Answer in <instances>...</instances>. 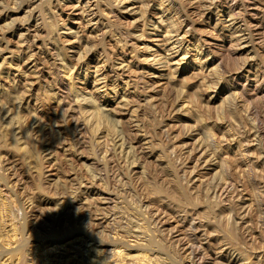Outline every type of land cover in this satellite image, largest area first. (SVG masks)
<instances>
[{
	"label": "rangeland",
	"instance_id": "rangeland-1",
	"mask_svg": "<svg viewBox=\"0 0 264 264\" xmlns=\"http://www.w3.org/2000/svg\"><path fill=\"white\" fill-rule=\"evenodd\" d=\"M58 1L63 6L67 4L65 6L67 8L65 7L63 8V10H66L64 15V18H66L67 14L70 13L71 10V8L69 9L68 6L75 3L76 0H58ZM88 1H90L91 4H95L97 0H88ZM194 1L167 0L166 2L170 3L169 4L170 8L168 7L169 10L163 13V15L160 12L161 11L160 5L157 4L154 11L156 13L152 12L147 21L149 23L151 19L156 21L159 15H162V17L166 20L162 22L158 28L155 29L154 25L151 24L143 26V21L140 17L141 9L138 8L140 4L139 0H130L128 2L129 9L126 8L121 12L115 11V13L117 14L116 17L115 15L112 17V19L115 20V21L113 20L114 23L112 24V28L115 31L119 30V32L121 31V29L124 30L125 28H129L133 32H135L136 35L138 34V39H132V41L136 40L135 42L137 43V54L141 55L142 51H140L138 47H142L144 44L147 43L155 46L154 48H156L155 42H157L158 39L162 38L163 34L165 33L164 31L168 28L170 22L169 17H171V15L175 16L176 12L182 15L183 14L182 10H186L187 12V10H190L191 6L195 4L196 5L200 4L199 0H194ZM254 1L255 0H238V1L221 0L220 4L216 3L215 6H213L211 9L213 10L212 11L213 14H212V21L209 22V25H206L207 22L199 18L200 15L196 13L188 12L190 17L192 16L191 18L195 19L196 22L198 23L195 27V31H193L189 37L196 36V38L201 37L207 39L211 43L212 50H215V52H213L207 60L206 70L200 72L199 69H201L202 62H204V59L207 57V55L202 54L199 56H194L193 53L192 55L186 57V59L182 60L179 64H173L179 70L177 72L178 73L177 78L174 80L170 81L168 77L165 76L163 77L146 76V79L148 80L150 79L151 85H149V88L146 89L147 92L144 91L142 93L143 95L141 96L139 103L137 102L134 104L133 109H135L136 112H134L131 115L132 112L130 113V111H127L128 112L127 113L124 108L125 106L123 107V105H121L122 103H120V97L116 98L115 91L109 89L108 94L105 95L104 94L105 91L103 90L98 91L94 88V84H93V79L95 78L94 67H90L86 72V68L84 66L82 70L77 71V74H74L72 78L69 77L70 74L69 71L63 70L62 68L63 63L69 61L70 63L75 64V62L77 61L76 59L79 57V55H84L85 53H87V59H90L91 63L93 62L92 64H95V61L98 58L100 60L102 59L101 55H99L101 54L100 52L101 47L96 48L94 50L93 48H91L92 50L91 49L84 50L85 48L83 49V47H79L76 42L72 41L75 39L76 30L79 31V29L77 28L78 16L72 15V19L66 20L67 23L66 27L61 30L62 40L66 39L68 41L65 40V41L57 42L53 40L56 38V36L55 37L53 36V29L55 25L53 24L52 10L55 9L54 7H52L53 5L51 4V2H55V0H16V2H14L13 0H0V8H1L0 10H2L3 8H5V10H11L10 11L11 15H9L8 19H0V49H1L0 50V82L6 87V88L0 87V101H1L0 107H2L1 106L2 104L3 106L8 105L6 108L12 109V112H10L7 115L6 119L4 118V115L3 117L1 116L2 118L5 119V121L0 117V162L5 161V159H6L5 162L7 163L9 162L8 164L3 165L2 166L3 168L0 166V211H1L0 212V218H1L0 219L1 221L0 222L1 224L0 225V264H11V263L12 264H33V263L48 264V261L46 260V255L47 253L48 255L50 253H53L52 249L50 248L54 247L55 249L56 247H58L57 251H61V250L63 251L62 246H60L59 248V245L68 243L69 241L75 239L78 235H79L78 237H80L89 234V233L84 234V231L87 230V228L84 227L86 225L84 221H87L88 217L94 216V213L92 212L96 210L95 207L97 206V203L101 204V206L103 207L104 206L107 207L109 210L107 211L103 210V213L106 212L107 214L112 215L114 218L113 219L114 225L112 226L113 231L110 229L112 232L111 234L116 235V233H118L117 231L120 230L121 231V233H119L120 236L122 234H123L122 236L125 235L124 238L126 240H129L131 244L136 245L135 249L129 248L127 250V253L126 250L124 249L125 251L120 253L121 255L123 253L124 255V256L122 255L123 257L119 256V254L112 256L110 255V253L108 254L105 253L104 255V252H102V254L104 255L103 259L101 258L102 259L101 261H103L102 264H110V263L112 264H142V263L143 264H147V263L148 264H156V263L186 264V262L182 260L183 257L177 255L179 253L176 250H174L175 249L174 246H171V244L167 241V237H168L167 235L168 232L166 233L167 230L164 231L163 229L162 230L157 229L151 217H153V215L156 213L158 209L160 210L163 209L164 212L167 214V216L171 217L172 215H174L172 213V210H176V208L182 209L184 208V206L185 207L187 206L189 210H192V213L194 212L192 214L193 218L195 217L194 220L200 224L201 231L199 229V233L200 234L204 233L202 235L203 238L202 242L206 241L205 240L206 237L207 238L210 237V234L208 233L212 228V227L210 228V224H209V219L211 217V211H212V206H211L212 203L209 202L206 193L204 192L203 188H200L198 182L194 184L190 183V186L188 185L187 187L185 180H183V178H181L180 175H178L179 173L177 166V157H175L176 154H174L175 153L174 149L177 148L179 149L180 147H183L185 144H188V146L186 145L187 147L192 146L195 143L194 142L195 139L199 138V135L200 138L202 137L204 139V141L209 142L208 131L211 125V124L210 125L207 124L209 123V121L215 122L220 120V118H222V120H225V118L226 120H230L233 117V115L235 117L236 114L238 115V116L236 115L235 117L236 119H240V118L242 119L244 117L243 115L246 116L247 110H249V108L261 107L264 99V80H263L264 79V44L259 43L258 45L257 43L255 44V47L248 45V47H245V50H242L241 52H239V54L238 53L236 54L234 53L235 52L234 48L229 47L230 43L226 41V39L230 38L231 32L223 29L222 31L220 30L219 27L217 28L213 27L214 21L217 16L227 19L228 13L226 10H229L228 9L229 5H237V7H235L234 10H238V11L242 10V12L246 10L243 13H245L246 18L248 19L249 13L250 14L254 13V5H253ZM259 1L260 3L264 2V0H259ZM98 2H97L98 3L97 10H107L110 4H114V0L113 2L111 0L109 1L98 0ZM109 2L111 3L109 4ZM145 2H147V0H145ZM186 5L188 6L190 5V6L188 7ZM110 9L113 10L114 5H111L108 10ZM25 18L30 19L29 22L28 19L25 20ZM56 21L58 23L59 22L61 23V21H58L57 19ZM29 26H32L30 32H32L33 34H35L34 28L36 26L37 28H39L38 29L39 33L36 34L37 36L35 41L36 43L34 45L35 47L34 49L35 51H37L38 55L41 52V50L44 49L45 47L43 42L45 43L47 42L46 47H51V49L49 48L51 52H56V54L54 55V59L52 58L50 60L51 62L54 61V64L39 65L42 68V72L44 76H42L41 79L38 80L40 85L38 84V81H35L37 83L34 84L33 86L34 88L32 89V92H30L29 94L32 98L31 104L33 107L32 111L31 112L29 111L30 113H28V110L26 109V104L23 105V107L20 109H17L16 106H14L15 108L12 106L15 103L14 101L16 100L14 99L15 94L11 89L12 88L11 86L14 83L13 82L15 78L14 75L15 74L18 75V77L16 78L20 79V75H22L24 72L21 69L19 70L17 65H15L18 62L15 58L18 55L16 49L18 47L17 45L19 44L18 42H20L19 40L20 29L23 30L25 27H29ZM70 26L73 27V31L69 29ZM100 30L101 27H99V29L95 32L94 31H91L90 33L88 32L92 36L94 35L92 39L93 41L94 40L96 41L97 38L95 37V35L98 33L100 34L101 32ZM262 31L264 33V29H262ZM114 42H115L114 37L107 36L105 40L106 48H111L113 46H116L114 45L115 44ZM61 46H65V48L67 49L65 50V54L63 49H61L62 48ZM55 47L57 49H55ZM58 48H60L61 50ZM154 48L151 51H154ZM13 49L15 51H13ZM146 53L150 54L149 52ZM254 55L256 56L254 57ZM127 57L129 60L133 61L132 63L133 66L137 65L138 60L135 57H133V59L131 58L132 53H128ZM3 58H5L6 60H4ZM39 58L43 60V56L41 57L39 55ZM150 61L152 62V59ZM209 61L211 62L210 64ZM151 62L147 64L148 65L153 64ZM204 63L206 65V62ZM10 64L12 67L10 66ZM154 65L156 67L158 66V63H154ZM23 69L25 70V68ZM232 70L243 71V76H241L240 78H234L233 73L235 72ZM8 72L10 74L9 76L6 75ZM209 74H212V76ZM206 76L208 78H206L205 80L204 77ZM53 79H56L57 80L56 82L60 81V85L62 87L61 90L59 91L60 94L57 97H52V94L48 93L47 85H49V83H52ZM209 82L211 83L213 82L215 88L211 87L210 88L211 90H209V86L211 85ZM111 83H113V81H111ZM256 84L257 85L260 84V85L257 86ZM120 87L121 88H119V91L122 92L126 87V85L121 82ZM109 88H111V86H109ZM255 90H258L257 91L258 93L254 94L253 91ZM213 91H218V98L216 100V103L211 108L208 109L202 107V103H201L202 98L203 100L208 99L213 94ZM243 91L244 94H240V95L238 94V93H243ZM4 94L5 96H3ZM11 94H13L12 95L13 97L10 96ZM242 95L244 99L245 98L246 99L245 101L239 103V106H237L235 99L236 97ZM224 97L226 98V100L224 99ZM173 99L177 100L180 103L178 107L179 109L177 108L174 112L169 113L167 109H169V106L171 105L170 102L171 103L175 102L173 101ZM34 100L36 103L34 102ZM59 100L61 102V106L58 107L57 104L59 103ZM98 101L100 102V104H102L100 106L101 108L102 106H104L103 108L104 110L98 108L99 106L98 104H96V102ZM75 103L78 104V107L77 104ZM186 103H188L187 104L188 106L182 107ZM79 104L80 105L83 104V105L80 106ZM70 105L75 109L74 112L73 109H69ZM65 108H67L66 111L64 110ZM97 109H100L99 111L101 113H99V111L98 113H96ZM88 111L93 113V115L95 114V116L93 115L90 116L91 113L88 114ZM234 111L236 112V114H234L235 113ZM66 112H68L71 116L73 115L75 116L72 117L74 121L75 119H80L82 126L85 127L82 129L80 134L78 133L79 135L78 134L76 135L80 137V139H82L81 141L78 137L73 135L76 133V129L74 128V126L72 128V126L70 127L64 124L65 122H62L64 120L63 118L64 115L65 114L68 115V113ZM203 112L207 115H204ZM10 114L12 116H10ZM199 114H202V117H200V119L203 118L202 122L201 120H198L200 116ZM59 115L61 116V118ZM84 115L87 117H85ZM227 116H232V117H227ZM36 117L42 120L41 121L43 125L41 129L42 132L41 130L38 131L37 129L33 130L31 128L30 119L35 120ZM95 117H99L100 119L99 118L95 119ZM88 118L91 119L92 121L90 122L87 121L86 119ZM84 120L86 122H89L88 127L87 125L84 124L85 123ZM242 120H244V118ZM96 122H99L97 123L98 125L95 124ZM60 123L64 125L61 126ZM135 123L139 126L137 129L138 130L140 129L141 131L135 130L136 128L133 127ZM94 127H96L97 129ZM99 128L103 130V133H100ZM20 129L22 131H20ZM129 129L133 130V135L137 137L138 134L139 136L141 135L139 137L140 147L141 148L144 147V148H142L143 152L139 153V155L140 154L142 155L139 156L141 157L140 165L136 166V169H134L135 171L133 170L132 172L129 173V171H125V168H123L124 166L121 167L119 165V163L122 165V162H119L117 165V170L118 167L120 166L119 168L122 171L119 169L118 172L120 171L119 173L120 175L122 173L123 178L122 180H118V179L110 180V178L106 175L107 174L106 171L105 173L104 170L99 171L98 169L99 172L97 171V164H96L97 152H95L97 151V149H99V147L96 145L97 141L99 142L101 141V143L104 141L102 144L103 145L106 144L107 147H110L109 145L112 144L111 138L113 139V136L115 137V135L118 132H122L125 136L129 135V133L130 134L132 133L129 131ZM13 131L16 132L18 131L19 133L22 132L21 133L22 135L25 132L26 137L25 135L22 136L18 132L15 133ZM62 131H64V133ZM61 134L64 136H62ZM167 137H169L168 138L169 140H167ZM76 139L77 140L79 139V141H76ZM145 139L146 141H144ZM17 141L20 143H18ZM170 142H172V144H169ZM261 142H262L261 146L264 147V138L262 139ZM80 144L82 147H80ZM100 144L98 145L100 146ZM15 145H17L16 149H15ZM22 145L23 146L25 145L24 146L25 149ZM43 145L45 147H43ZM47 147H50L55 154L53 156L54 158L51 161L48 158L46 161V158H44L46 156L42 153L45 152L44 148ZM39 155H41L40 157L42 158H40ZM38 158L40 159L38 160ZM42 159L43 162H41ZM226 160L229 162L228 164H230V162H233L232 155H230ZM37 163L38 165H36ZM94 165L96 166V169ZM45 166L47 168H45ZM88 166H90V168H88ZM216 166L217 165L215 163L213 164L211 163V165L208 164L205 166V168H202L201 173L204 174V176L203 177L201 176V178H206L209 181V178L214 176H217L219 178L224 177L227 168L224 169V171H222L219 169V167ZM217 169L220 171L218 172ZM41 171L44 172L41 174L40 173ZM231 172L233 173V171ZM248 172L249 173L245 172L248 175L244 176L245 175L244 174L243 176L244 178L246 177L245 192L247 194L246 196L247 201L249 200V203L253 202L252 208L254 209H252L253 211H251L250 214V220H251L250 222H251V227L253 229L252 231L254 232V241H255L254 242L255 244H253V246L249 247L248 249L251 251L252 247H255V250L253 249L252 251L254 253L255 252L257 253L264 250V235H263L264 209L262 207L258 208L259 201L260 203H263L264 200L261 199L262 196L264 195V190H263L264 165L262 164L260 165L259 163L258 167L255 166ZM98 173H101V175H103L102 181L99 180L98 181L95 180L94 182L92 181V185L91 184L90 186L88 185V187H90V191L89 193H87L85 185L91 179H93V177L97 176ZM236 174L239 175L240 173L235 172V177H237ZM247 176L250 179L251 178L252 179L250 180L249 178H247ZM251 182H253V184L254 183L258 184L260 187L258 185H256L258 186L256 187L255 184L252 187ZM106 189L111 193L109 194V192H107ZM256 199L258 200V202H256ZM87 204L88 205L90 204L89 205L90 207ZM87 208L91 209V211L93 209V211L91 212ZM98 212L101 213L102 211L99 210ZM169 221H172L171 222L172 225L175 224V222H173L174 221L173 218H170ZM5 223L6 225H4ZM221 224L223 223L220 224L217 223V225H214L212 229L213 230L217 229L216 232H218V234L224 235L226 239L231 240L232 238L228 237L229 235L225 232V230H223L225 229V225H221ZM172 225H168V226L166 225L165 228L169 229V227ZM15 229L18 231H16ZM110 230L108 231V229H106V231L100 232L97 235L98 237L95 236L96 240H98L101 244L103 243L105 244L109 241L111 243L112 239L110 236L113 235L108 236ZM187 230L188 229L186 228L184 232ZM190 231L191 230H188L185 233L189 235ZM11 232L14 233L12 234ZM136 233L140 236L139 242L141 243L139 245L138 243L135 242L137 240L136 237L134 236ZM164 233H166V235H164ZM101 234H103V236ZM14 236L17 237L15 238ZM234 239H235L234 241H237L236 236ZM122 240L117 238L115 241L116 243H118ZM75 243L76 242L73 241L70 244H66L64 247L70 248L73 245H75ZM21 244L23 245V247ZM118 245L119 246H117V249L120 248L121 250L124 248V247L121 248V244ZM138 246L141 249L138 248ZM37 253H38V257L35 255ZM262 253H264V251ZM34 255L36 256V260L32 258ZM109 256L111 258H109ZM49 257L52 258L53 255L52 256L49 255ZM117 257H119L121 260ZM111 259H113L114 261ZM260 262L261 264H263L264 261L261 260ZM81 263L88 264L87 261L78 262L77 264H81Z\"/></svg>",
	"mask_w": 264,
	"mask_h": 264
},
{
	"label": "bare ground",
	"instance_id": "bare-ground-1",
	"mask_svg": "<svg viewBox=\"0 0 264 264\" xmlns=\"http://www.w3.org/2000/svg\"><path fill=\"white\" fill-rule=\"evenodd\" d=\"M13 1L16 2V0H13ZM107 1H109V0H107ZM111 1L113 2V0H111ZM129 1L130 0H114V4H110L111 2H109V4H110L109 7L111 5H114V9H116V10H114V9L113 10L112 9L108 10L109 7H108L107 10H97V6H98L97 4L99 3L98 0L96 1L95 4H91V2L88 1V0H76L75 3H73L70 6H68L69 9L71 8V10H70V13L67 14L66 18H64L66 10H63V8L67 4L66 5L64 4L65 6H63V5H61V3H59L58 0H55V2H51V4L53 5L52 7H54V9H55V10H52V12H53L52 19H53V24L55 25V27L53 29V36L54 37L56 36V38L53 39V40H55L57 42H61V41H65L66 40L65 38H64L65 40H62V37H61L62 32H61V30L66 27V24H67L66 20H70V19H72V15H76V16H78L77 28L79 29V31L76 30L75 39L72 40V41L76 42L79 47H83V49L85 48L84 50L91 49V48H93V50H94L96 48L101 47V51L99 50L101 52V54H99V55H101L102 59L100 60L98 58L95 61V64H92L93 62L91 63L90 59H87V53H85L84 55H79V57L76 59L77 61L75 62V64L74 63H70L69 61H66V63H63L62 64L63 70L64 71H66V70L69 71L70 72L69 77L72 78V76H74V74H77V71H81L84 66L86 68V72H87V70L90 67H94V73H95V78L93 79L94 88L96 90H98V91L99 90L105 91V93H104L105 95L108 94V90L109 89L115 91V96H116V98L120 97V103H122L121 105H123V107L125 106L124 107L125 111L126 112L130 111V113L132 112L131 113V115H132L134 112H136V110L133 109L134 104L137 103V102L139 103V101L141 99V96L143 95L142 93L144 91H146V89L149 88V85H151L150 79L149 80L146 79V76H155V77H163V76H165V77H168V79L170 81L174 80V79L177 78V74H178L177 72L179 70L173 64H179L182 60L186 59V57L192 55L193 53H194L193 54L194 56H199V55H202V54L207 55V57L204 59V62H206V65H205L204 62H202V67H201V69H199L200 72H203L204 70H206V68H207V60L210 57V55L213 52H215V50H212V46H211V43L209 42V40L201 38V37L196 38V36L195 37H189L190 34L193 31H195V27H196V25L198 23L196 22L195 19L191 18L192 16L190 17L188 12L196 13V14L200 15L199 18L201 20L203 19L204 21H206L207 22L206 25H209V22L212 21V14H213L212 13L213 10H211V9H212L213 6H215L216 3L220 4L221 0H199L200 4L197 3L198 5H196L194 3L195 5L191 6L190 10H187V12H186V10H182V12H183L182 15L178 14L177 12H176V14L174 13L175 16L171 15V17H169L170 22H169L168 28L164 31L165 33L163 34L162 38L158 39V41L155 42L156 43V48H154L155 46L146 43L142 47H138V49L140 51H142L141 55L137 54V43L135 42L136 40L132 41V39H138V34L136 35L135 32H133L129 28H125L124 30L121 29L120 32H119V30L115 31L112 28V24L115 21L114 19H112V17L114 15L116 17V14H117V13H115V11L121 12V11H123L126 8L129 9L128 8V5H129L128 2ZM166 1H163V0L162 1L161 0L160 1L147 0V2H145V0H139L140 4H139L138 8L141 9V16L140 17H141V19L143 21V26L151 24V25H154V28L156 29V28L159 27V25H161L162 22H164L166 20V19H164L162 17L163 13L168 11L169 8H170L169 7L170 3L166 2ZM106 3H108V2H106ZM136 3H138V2H136ZM157 4L160 5V10H161L160 12L162 13V15H159L158 18L156 19V21L151 19L150 23H149L147 20H148V18L151 15L152 12L156 13L154 11H155V7L157 6ZM253 5H254V13H251V14L249 13V15H248L249 18L248 19L246 18L245 13H243L246 10H244L243 12H242V10L241 11L234 10V8L237 7V5H229L228 6L229 10H226L227 13H228L227 19L217 16L215 21H214V24H213L214 26L213 27H216V28L219 27L220 30L223 29V30L231 32L230 33L231 34L230 38L226 39V41H228L230 43L229 47L234 48V51H235L234 53H236V54L237 53L239 54V52H241L242 50H245V47H248V45L255 47V44H257V43H258V45H259V43L264 44V33L262 31V29H264V2L260 3L259 0H255ZM107 6H108V4H107ZM186 6H188V5H186ZM65 8H67V7H65ZM10 11L11 10H5V8L0 10V19H8L9 15H11ZM173 12H175V11H173ZM55 18L58 21H61V23L60 22L58 23ZM26 19H28V18H25V20ZM29 20L30 19H28V22H29ZM99 27H101V30H100L101 32H100V34L97 32L98 34L95 35V37L97 39H96V41L95 40L93 41L92 39H93L94 35L92 36L89 33L91 31H94V32L97 31L99 29ZM31 28H32V26L25 27L23 30H21L19 28L20 29V34H19L20 42H18L19 44L17 45L18 47H17L16 50H17L18 55L15 58L18 62L15 65H17L19 70L21 69L24 72L22 71L23 74L20 75V79L16 78V77H18V75H16V74L14 75L15 76L14 81H13L14 83L11 86L12 87L11 89L13 90V92L15 94L14 99L16 100V101L13 100L15 103L12 106L13 107L16 106L17 109H20V108L23 107V105L26 104V109L28 110V113H30L32 111V108H33L32 104H31L32 103V98H31V96L29 94H30V92H32V89L34 88L33 87L34 84L37 83L35 81H38L39 79H41L42 76H44V74L42 72V68L39 65L40 64H42V65L54 64V61L51 62L50 60L52 58L54 59V55L56 54V52H51L50 51L51 47H46L47 46L46 45L47 42L46 43L43 42L45 47L39 53V55L41 57L43 56V60L41 58H39V55H38L37 51H35V49H34L35 48L34 45L36 43L35 41H36V37H37L36 34L39 33L38 32L39 28H37V26L34 28V33L35 34L30 32ZM69 29L71 31H73V27L70 26ZM115 34H117V35H115ZM107 36L115 38V42H114L115 44L114 45H116V46H113L111 48H106L105 40H106ZM66 41H68V40H66ZM72 41H70V42H72ZM193 45H195V46H193ZM213 45H214V43H213ZM61 47H62L61 49H63L64 54H65V50H67V49L65 48V46H61ZM153 48H154V51H151V50H153ZM10 49H12V48H10ZM55 49H57V48L55 47ZM58 49H60V48H58ZM13 51H15V50L13 49ZM59 52H61V51H59ZM146 52H149L150 54H147ZM128 53H132V57H131L132 59H133V57H135L138 60L137 65H135V66L132 65L133 61L128 59V57H127ZM255 56L256 55H254V57ZM3 59L6 60L5 58H3ZM151 59H152V62L150 61ZM149 62H151L153 64L148 65L147 63H149ZM154 63H158V66L155 67ZM210 63L211 62L209 61V64ZM172 65L174 66V68H173ZM10 66H11V64H10ZM200 66H201V63H200ZM244 67H241V68H244ZM18 68H17V70H18ZM23 68H25V70ZM232 71H234V70H232ZM234 72H235V73H233L234 74V78H240L241 76H243V71H241V70L240 71H236L235 70ZM6 75L9 76L10 75L9 72ZM138 75H141V76H138ZM209 75L212 76V74H209ZM204 78L206 80V78H208V77L206 76ZM56 81H57L56 79H53L52 83H49V85H47L48 93H51L52 97H57L60 94L59 91L62 88L61 85H60V81H58V82H56ZM111 81H113V83H111ZM211 81H212V79H211ZM121 82L126 85V87L124 88V90L122 92L119 91V88H121L120 87L121 86ZM209 83L211 84L210 86L208 84L209 90H211L210 88L214 87V85H213V82L212 83L209 82ZM38 84L40 85L39 81H38ZM259 85L260 84H258L257 86H259ZM109 86H111V88H109ZM0 87H5V85H3L0 82ZM206 90H208V89H206ZM244 91H243V93H238V94L239 95L240 94H244ZM257 91L258 90H255V91H253V93L256 94V93H258ZM12 95L13 94H11L10 96H12ZM230 95H229V97H230ZM232 95H233V93H232ZM3 96H5V94ZM217 98H218V91H213V94L208 99L203 100V98H202V102H201L202 103V107H205L206 109L211 108L216 103ZM9 99H10V97H9ZM39 99H40V97H39ZM224 99L226 100L225 97H224ZM245 99H244L243 95L236 97L235 101H236L237 106H239V103L245 101ZM60 100H62V99H60ZM60 100H59V103L57 104L58 107L61 106ZM50 101H51V99H50ZM173 101H175V102L174 103L170 102L171 105L169 106V109L166 108L169 113L174 112L180 105V103L177 100L173 99ZM34 102H35V100H34ZM248 102H249V100H248ZM77 103H75V104H77ZM188 103L184 104L182 107L188 106L187 105ZM96 104H98V106H99L98 108H101L100 106L102 104H100L99 101L96 102ZM82 105H80V106H82ZM1 106L2 107H0V117L1 116L3 117V115H4V118L6 119L7 115L10 112H12V109L11 108H6L8 105L7 106H5V105L3 106L1 104ZM137 106H138V104H137ZM77 107H78V104H77ZM95 108H97V107H95ZM103 108H104V106H102L101 109H103ZM69 109H73V112L75 110L71 105H70ZM64 110L66 111L67 108H65ZM94 110H96V109H94ZM99 110L100 109H97L96 113H98ZM162 110H164V109H162ZM90 111H88V114L91 113ZM196 111H198V110H196ZM66 113H68V112H66ZM85 113H87V112H85ZM99 113H101V112L99 111ZM231 113H232V111H231ZM234 114H236V112ZM91 115H93V113H91L90 116ZM97 115H99V114H97ZM199 115L200 116H199L198 120H201V122H202L203 118L200 119V117H202V114H199ZM204 115H207V114L204 113ZM229 115H231V114H229ZM236 115H235V117H236ZM10 116H12V115L10 114ZM73 116H71L69 113H68V115L65 114L64 117H63L64 120L62 122H65L64 124H66V125H68L70 127L72 126V128L74 126V128L76 129V133L73 134V135L76 136L78 133L80 134L82 129L85 128V127L82 126L80 119H75V121H74L73 118H72ZM93 116H95V114ZM243 116H244L243 117L244 120H242L243 118L242 119L241 118L240 119H236L234 117V115H233V117L232 116H227V117H232L231 119L229 118L230 120H226V118H225V120H222V118H220V120H218V118H217L218 121H215V122L214 121H209V123H207V124H209V125L211 124L212 125V126L210 125L209 131L207 130L209 132V142L204 141V139L202 137L200 138V135H199V138H196L195 141H194L195 143L194 144L192 143L193 145L190 146V147H187L188 144H185L183 147H180L179 149L178 148L174 149V147H173L174 152H175L174 154H176L175 157H177V166H178V173H179L178 175H180V177L183 178V180H185V183L187 184V187H188V185L190 186V183L194 184V183L198 182L200 188H203L204 192L206 193V196L208 197L207 199H209V202L212 203V205H211L212 206L211 217L209 219L210 228L211 227L213 228L214 225H217V223H219V224L223 223V224H221V225H225V229H223V230H225V232L229 235L228 237L232 238L231 240H228V239H226V237L224 235L218 234V232H216L217 229L213 230L211 228L212 230L210 229V231L208 233V234H210V237H208V238L206 237L205 238V240H206L205 242L206 243L202 242L203 241L202 235L204 233L203 234L199 233L200 224L197 221L194 220L195 217L193 218V216H192V214L194 212L192 213V210H189L187 208V206L186 207L184 206V208H182V209H177L176 208V210H172V213L174 215H172L171 217H168L163 209H162L163 211L158 209L155 214L153 213L154 214L153 217H151L153 222H154V224H155V226L157 227V229H161V230L163 229L164 231L167 230L166 231V233L168 232L167 233V235H168L167 241L171 244V246H174V248H175L174 250H176L179 253V254H177V253L176 254L178 256L180 255V257L182 256L183 257L182 260L185 261L186 264H261L260 261L261 260L264 261V253H262L264 250L261 251V252H257V253L255 252L254 253L252 250L253 249L255 250V247H252V250H251L252 252L248 249L249 247L253 246V244H255L254 243L255 242L254 241V232L252 231L253 229L251 227V222H250L251 221L250 220V214H251V211H253L252 209H254V208H252L253 202L249 203V200L247 201V198H246L247 194L245 192L246 191L245 190V188H246L245 187V183H246L245 182V178L246 177L244 178V176L248 175L246 173H249L248 171H250L255 166L258 167L259 163H260V165L261 164L264 165V147L261 146V143H262L261 141L264 138V99H263V103H262L260 108H255V107L254 108L253 107L249 108V110H247L246 116L245 115H243ZM85 117H87V116H85ZM220 117H222V116H220ZM4 118H2V119H4ZM60 118H61V116H60ZM96 118H99V117H95V119ZM5 119H4V121H5ZM88 119H86V120L89 121V122L92 121L91 119H89V120ZM101 120H100V122H101ZM30 121H31V124H30L31 128L33 130L37 129L38 131H40L42 129V126H43L42 123H41L42 120L38 119V117H36L35 120H31L30 119ZM97 121H99V120H97ZM84 122H85L84 124L87 125V127H88V125H89L88 123L89 122H86L85 120H84ZM97 123H99V122H96L95 124H97ZM64 124L60 123L61 126L64 125ZM118 124H119V122H118ZM118 126H120V125H118ZM133 127H135L136 128L135 130H137V131L140 130V129L139 130L137 129L139 126L136 123L133 125ZM94 128H96V127H94ZM21 129H20V131H22ZM53 130H54V128H53ZM99 131H100V133H103L102 129H100ZM118 131H120V130H118ZM129 131L132 132L131 133L132 136H131L130 133H129V135L125 136L122 132H118L115 135V137L113 136V139L111 138V141H112L111 143L112 144L110 143L111 145H109L110 147H107L106 144L103 145L102 143L104 141L102 143H101V141L100 142L97 141L96 145L99 147V149H97V151H95V152H97V161H96L97 162L96 163L97 164V171H98V169H99V171H103L104 170V173L106 171V173H107L106 175L110 178V180H115V179L122 180L123 175H122V173H121V175L119 174L120 171L118 172V170L120 169L119 168L120 166L121 167L124 166L123 168H125V171H129V173H130L134 169H136V166L140 165V161H141L140 158L141 157H139V156L141 154L139 155V153H142L143 152L142 148H144V147H142V148L140 147V138L139 137L141 135L139 136V134H138V137H137V136L133 135V130L129 129ZM13 132L17 133L16 131H13ZM29 132H31V131H29ZM41 132H42V130H41ZM62 132L64 133V131H62ZM21 133H19V134H21ZM19 134H17V135H19ZM25 134L26 133L24 132L23 135H25ZM106 134H108V133H106ZM21 135H19V136H21ZM136 135H137V133H136ZM144 135H145V133H144ZM41 136H42V134H41ZM62 136H64V135H62ZM74 136H72V137H74ZM101 136H103V135H101ZM104 136H105V134H104ZM25 137H26V135H25ZM76 137H78V136H76ZM78 138L80 139V137H78ZM141 138H143V137H141ZM144 138H145V136H144ZM168 138L169 137H167V140H169ZM79 139L78 140L76 139V141H79ZM96 139H98V138H96ZM58 140H59V138H58ZM81 140L82 139H80V141ZM144 141H146V139ZM69 142H71V141H69ZM18 143H20V142H18ZM65 143H63V144H65ZM79 143H81V142H79ZM149 143H151V142H149ZM98 144H100V146ZM169 144H172V142H170ZM16 146L17 145H15V149H16ZM71 146H73V145H71ZM43 147H45V146L43 145ZM80 147H82L81 144H80ZM147 147H149V146H147ZM22 149H21V151H22ZM24 149H25V147H24ZM139 149H140V151H139ZM44 150H45V152H42L46 156L44 158H46V161H47V158L51 161L54 158L53 157L55 155L54 152L51 150L50 147L44 148ZM25 151H24V154H25ZM35 151H37V150H35ZM95 155H96V153H95ZM230 155H232V157H233V162H230V164H228L229 162L226 159ZM40 156L41 155H39V157ZM35 157H37V156H35ZM40 158H42V157H40ZM40 158H38V160ZM5 161H6V159H5ZM5 161H1L0 162V166L1 167L3 165H6V164L9 163V162L7 163ZM41 162H43V159H42ZM119 162H122V165ZM48 163H49V161H48ZM118 163H119L120 166L118 167V170H117ZM211 163L212 164L215 163L217 165L216 167H219V169L222 170V171H224V169L227 168L225 176L224 177H220V178L217 177V176H214V177L209 178V181L206 178H201V176L202 177L204 176V174L201 173V169L205 168V166L208 165V164L211 165ZM39 164H41V163H39ZM36 165H38V163ZM45 168H47V167L45 166ZM88 168H90V166H88ZM93 169H94V167H93ZM95 169H96V166H95ZM115 169H116V171H115ZM39 170H41V169H39ZM220 170H218V172ZM231 171H233V173ZM43 172L44 171H41L40 173L42 174ZM235 172L240 173V174L239 175L236 174L237 177H235ZM102 177H103V175H101V173H98L97 176L93 177V179H91L89 182L87 180L88 183L85 185L86 192L89 193L90 187H88V185L89 186H90V184L92 185V181L93 182L95 180L96 181H98V180L102 181ZM247 178H249V177L247 176ZM254 184H253V182H251L252 187H253ZM93 185H94V183H93ZM256 185H258V184H255V186ZM258 186H256V187H258ZM146 188H147V186H146ZM262 189H263V187H262ZM104 190H103V192H104ZM106 191L109 192V194L111 193L107 189H106ZM169 196H171V195H169ZM172 196H173V194H172ZM259 196H261V195H259ZM259 196H258V198H259ZM263 196H262L261 199H264ZM104 198H106V197H104ZM176 199H177V197H176ZM1 201H3V200H1ZM100 201H101V199H100ZM256 202H258L257 199H256ZM4 203H5V201H4ZM91 205H92V203H91ZM64 206H66V205H64ZM100 206H101V204L97 203V206L95 207L96 210L93 211V209H92L93 212L91 211V209H88L90 206L87 208L89 211L94 213L93 217H88L87 221H84V223H86V225L84 227L87 228V230L84 231V234L89 233L88 235L86 234L87 237H86V235L78 237L79 236L78 235L75 239L69 241L68 243H65L63 245H59V248H60V246H62L63 251L62 250L61 251H57L58 247H56L55 249H54V247L50 248V249H52L53 253H50L49 255L50 256L53 255V257L50 258L48 253H47V255L45 253L46 260L48 261V264H77L78 262H83V261H85V262L87 261L88 264H96V263H99V264L101 263L102 264L103 261H101V260L103 259L105 253H107V254L110 253V255H112V256H114L116 254L117 255L119 254V256H122L123 253L121 255L120 254L121 252L126 250V253H127V250L129 248L130 249H135L136 245H133V244L130 243L129 240H126L124 238L125 235L122 236L123 235L122 234L121 235L122 237L119 235V233H121L120 230H119L120 232L117 231L118 233H116V235L115 234L114 235L111 234L112 233L111 230L113 229L112 226L114 225V222H113L114 218H113L112 215H109L106 212L103 213V210H106V211L109 210L107 207H105V206L104 207L103 206L100 207ZM261 207L264 209V200H263V203H260V201H259L258 208H261ZM99 210H101L102 212L101 213L98 212ZM84 215H86V214H84ZM170 218L174 219V221H173V222H175L174 225H172V223H171L172 221H169ZM4 225H6V223ZM117 225H118V223H117ZM166 225L167 226L168 225H172V226H170L171 228L169 227V229H168V228H165ZM186 228L188 230H191L189 232V235H187V233H185L188 230L184 232V230ZM11 229H14V228H11ZM106 229H108V231L111 229L109 234H108V236L109 235H113V236H110L111 239H112V242L110 243V241H109V242H107L105 244L104 243L101 244L98 240H96L95 236H97L102 231H106ZM88 230H89V232H88ZM133 230H135V229H133ZM16 231H18V230H16ZM108 231H107V233H108ZM155 231H156V229H155ZM200 231H201V229H200ZM14 232H11V233L13 234ZM166 233H164V235H166ZM103 234H101V235L103 236ZM233 235H234V237H233ZM134 236L137 239L135 242L138 243V245H139L141 243V242H139L140 236L137 233ZM235 236H236L237 241H234L235 240L234 239ZM117 238H119L120 240H122V239L123 240L118 242V243H116L115 240ZM2 239H4V238H2ZM73 241L76 242L75 245L77 243L78 244L75 246V245H73L74 244L73 243V244H71L73 246L70 247V248H65L64 247L66 244H70ZM144 241H142V242H144ZM27 242H29V241H27ZM118 244H121V248L122 247H124V248L120 250V248L118 247L119 249H117V246H119ZM22 247H23V245H22ZM138 248H140V247L138 246ZM36 249H38V248H36ZM72 249H74V250H72ZM256 251H258V250H256ZM102 252H104V255L102 254ZM35 255L38 257V253L35 254ZM35 255L32 257L34 260H36V256ZM109 258H111V257L109 256ZM117 258H119V257H117ZM111 260H113V259H111ZM130 263H131V261H130ZM81 264H86V263H81ZM110 264H112V263H110ZM263 264H264V262H263Z\"/></svg>",
	"mask_w": 264,
	"mask_h": 264
}]
</instances>
